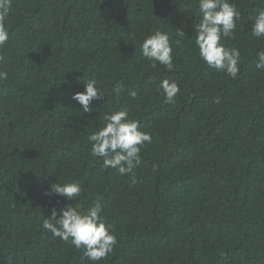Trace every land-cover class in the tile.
Wrapping results in <instances>:
<instances>
[{
	"label": "trees",
	"instance_id": "16d2710c",
	"mask_svg": "<svg viewBox=\"0 0 264 264\" xmlns=\"http://www.w3.org/2000/svg\"><path fill=\"white\" fill-rule=\"evenodd\" d=\"M229 2L240 19L221 42L240 51L235 79L199 57L197 0H12L0 49V264H93L43 218L96 200L117 239L97 264H264V37L252 36L264 0ZM157 29L172 71L142 56ZM91 79L104 97L84 112L71 97ZM163 79L179 85L174 103ZM122 107L152 139L123 176L88 140ZM56 182L79 183L81 196L46 195Z\"/></svg>",
	"mask_w": 264,
	"mask_h": 264
},
{
	"label": "clouds",
	"instance_id": "9594fccd",
	"mask_svg": "<svg viewBox=\"0 0 264 264\" xmlns=\"http://www.w3.org/2000/svg\"><path fill=\"white\" fill-rule=\"evenodd\" d=\"M200 13L199 23L195 26V45L199 57L217 71L225 72L232 79L237 78L240 71V51L226 47L222 38H233L236 22L240 12L229 0H197ZM12 11V0H0V49L9 40L8 19ZM252 19V18H250ZM178 36H185L178 30ZM252 36L264 37V9H259L253 19ZM175 43H181L180 40ZM141 53L155 68L157 63L168 71L174 69L173 47L167 32L159 29L146 36L141 44ZM5 57L0 54V64ZM257 68L264 69V51L258 52ZM8 73L0 70V80H6ZM161 95L165 103H174L180 91L176 81L163 79L160 82ZM119 90V86L117 89ZM130 95L135 98L137 93ZM104 97L97 87L95 79L87 80L84 91L76 92L71 99L79 103L84 112L90 111L93 100ZM219 102V101H217ZM104 126L93 132L88 140L91 142V155L103 158L105 169H116L120 175L133 174L134 169L141 164V148L145 143H151V135L140 130L138 120L130 118L129 109L106 112L103 116ZM82 187L77 182L53 183L46 195L63 196L75 201L81 196ZM51 218H43V228L50 231L54 237L69 242L77 249H83V254L93 264L104 260L113 251L117 243L116 235L111 225L106 224L101 215L102 208L98 200L91 207L82 210L68 205L60 210L57 218L55 207L50 209Z\"/></svg>",
	"mask_w": 264,
	"mask_h": 264
}]
</instances>
